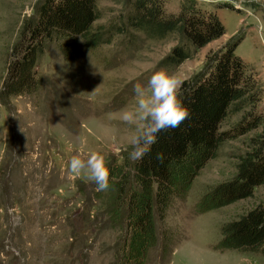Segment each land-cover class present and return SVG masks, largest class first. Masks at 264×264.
Returning a JSON list of instances; mask_svg holds the SVG:
<instances>
[{"label":"rangeland","instance_id":"374dc122","mask_svg":"<svg viewBox=\"0 0 264 264\" xmlns=\"http://www.w3.org/2000/svg\"><path fill=\"white\" fill-rule=\"evenodd\" d=\"M39 1L0 0V264H264L258 253L218 248L221 223L264 199L263 187L256 186L250 198L197 209L204 193L233 176L251 133L224 140L216 156L188 179L186 192L172 201L163 218L153 209L151 244L137 256L129 252L134 229L127 202L134 182L122 121L123 110L135 103V83L146 84L161 70L189 79L227 42L235 43L234 54L256 78V109L264 114V0H162L165 12L192 2L214 13L223 34L189 47V57L173 68L158 64L180 44L176 33L149 39L135 31L128 47L122 35H115L110 43L82 50L69 61L52 43L46 44L35 66L39 83L33 94L6 96L2 81L7 63ZM126 1L95 0L100 18L94 24L106 26L123 17ZM245 110L228 115L221 129ZM92 152L105 155L111 182L119 179L114 172L125 164L129 176L121 199H113L110 188L97 191L94 182L70 171L73 155Z\"/></svg>","mask_w":264,"mask_h":264},{"label":"trees","instance_id":"16d2710c","mask_svg":"<svg viewBox=\"0 0 264 264\" xmlns=\"http://www.w3.org/2000/svg\"><path fill=\"white\" fill-rule=\"evenodd\" d=\"M162 0H127L123 17L116 22L94 24L100 18L95 0H40L35 16L25 21L16 54L7 63L2 92L6 96L33 94L39 79L37 59L52 43L64 60H73L82 50H93L122 35L132 46L133 32L161 39L176 33L180 44L173 46L158 64L173 68L189 57V47H200L221 36L224 29L214 13L181 3L176 12H165ZM235 43L215 51L203 71L184 79L180 99L191 116L179 127L158 133L157 143L140 161H132L133 193L128 197L127 218L134 232L133 256L142 254L153 236L152 211L163 218L175 198L186 192L188 179L216 156L227 139L251 133L245 151L237 157L233 176L211 187L199 198V212L250 198L256 186L264 188V114L256 109L260 87L238 56ZM246 109L229 128L221 129L228 115ZM162 159L158 158L161 157ZM120 165L110 181L112 197L121 199L128 174ZM218 248L248 251L264 257V199L221 223ZM136 239V240H135Z\"/></svg>","mask_w":264,"mask_h":264},{"label":"clouds","instance_id":"9594fccd","mask_svg":"<svg viewBox=\"0 0 264 264\" xmlns=\"http://www.w3.org/2000/svg\"><path fill=\"white\" fill-rule=\"evenodd\" d=\"M183 84L184 80L177 74L164 70L152 74L146 84H134L135 103L122 113L129 140L124 150L131 147L129 159L142 160L157 143L158 133L179 127L190 118V109L180 99ZM158 158L162 159V156ZM68 166L72 173L94 182L97 191H107L111 186L105 155L77 153L71 157Z\"/></svg>","mask_w":264,"mask_h":264}]
</instances>
